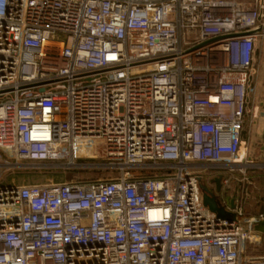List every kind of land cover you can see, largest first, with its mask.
Instances as JSON below:
<instances>
[{"label":"built area","instance_id":"1","mask_svg":"<svg viewBox=\"0 0 264 264\" xmlns=\"http://www.w3.org/2000/svg\"><path fill=\"white\" fill-rule=\"evenodd\" d=\"M262 48L264 0H0V162L108 172L0 181V264H264Z\"/></svg>","mask_w":264,"mask_h":264},{"label":"rangeland","instance_id":"2","mask_svg":"<svg viewBox=\"0 0 264 264\" xmlns=\"http://www.w3.org/2000/svg\"><path fill=\"white\" fill-rule=\"evenodd\" d=\"M255 99L258 105V113H257V119H255L252 125V134L248 138V147H249L250 158L258 162H261L262 160L263 162L264 161V49L263 48L261 51L260 75L255 92ZM71 170H83V172L81 173L76 171L75 173V172H70ZM93 170L95 169L85 168V167L64 169L52 165L5 167L3 166L2 162H0V181H3L7 184L9 183L14 185H27V184L63 183L74 179L95 180L100 177H106V175L103 176L100 174H96L95 172H92ZM68 174H74V175L68 176ZM250 254L252 257L257 258L256 252Z\"/></svg>","mask_w":264,"mask_h":264},{"label":"trees","instance_id":"3","mask_svg":"<svg viewBox=\"0 0 264 264\" xmlns=\"http://www.w3.org/2000/svg\"><path fill=\"white\" fill-rule=\"evenodd\" d=\"M76 171L81 173L83 172V170H71L70 172L76 173ZM92 172H95L96 174H100L103 176L108 174L107 171H102L97 169L93 170ZM69 175H74V174H68V176ZM247 177L248 179H250V181H252L253 186L244 183L242 184V188L243 190H247L248 192H251L253 188L254 193L251 195V197L248 200L245 201V203L243 204V208H244V218L251 219L264 214V171L248 170ZM255 252L257 253V258H263L264 243Z\"/></svg>","mask_w":264,"mask_h":264},{"label":"water","instance_id":"4","mask_svg":"<svg viewBox=\"0 0 264 264\" xmlns=\"http://www.w3.org/2000/svg\"><path fill=\"white\" fill-rule=\"evenodd\" d=\"M216 189L217 191L220 190L219 179H216ZM205 190V189H204ZM203 204L208 207L211 212L216 213L218 216L223 217L225 215L223 209L219 208L217 202L214 197H211L207 194L206 190L203 195ZM244 225H248L252 228L255 232L260 233L263 236V243H264V218L263 220L259 219H244L242 221Z\"/></svg>","mask_w":264,"mask_h":264},{"label":"bare ground","instance_id":"5","mask_svg":"<svg viewBox=\"0 0 264 264\" xmlns=\"http://www.w3.org/2000/svg\"><path fill=\"white\" fill-rule=\"evenodd\" d=\"M262 167L264 168V164H262Z\"/></svg>","mask_w":264,"mask_h":264}]
</instances>
